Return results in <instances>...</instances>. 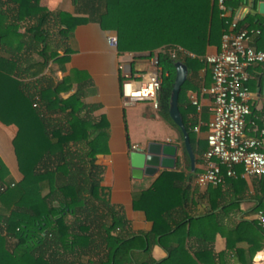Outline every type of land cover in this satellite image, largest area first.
<instances>
[{"label":"trees","instance_id":"obj_1","mask_svg":"<svg viewBox=\"0 0 264 264\" xmlns=\"http://www.w3.org/2000/svg\"><path fill=\"white\" fill-rule=\"evenodd\" d=\"M72 1L76 13L85 16L48 10L39 4L40 0H0V91L8 98L16 97L20 103L19 116L11 120L18 127L14 147L22 174L21 180L14 181L0 161V264H61L60 258H55L60 249L75 248L81 239L94 236L104 239L107 245L113 244L108 246L111 249L102 264H124L112 257L115 248L128 252V263L133 264V251L143 248L147 252L150 246L143 247L148 234L129 239L111 234L116 227H123L124 221L106 195L98 192L103 169L95 164V156L106 151L107 123L103 117L96 120L90 116L97 105L84 103L78 92L65 98L59 96L62 83L69 84L72 77L56 85L49 80L39 84L42 78L38 77V89L32 93L25 91L29 84L19 80L39 75L50 61L63 69L71 48L68 41L77 24L97 22L104 30L114 31L120 52L156 54L161 68L157 110L178 129L182 144V132L171 120L168 109L174 65L176 61L183 62L188 77L178 94V108L193 152L203 154L207 147L206 140L201 139L197 141L198 148L195 147L187 111L182 109V97H187L192 72L204 65L209 67L202 57L209 46L219 44L226 29L217 0ZM9 14L18 22H27L23 32L18 31L17 23L5 27L4 19ZM176 46L189 54L172 57L169 50ZM33 52L38 59H29ZM22 61L27 68H21ZM59 143L69 144V148H60ZM184 153L187 155L185 149ZM182 176L180 171H163L149 188L133 196V207L143 210L153 221L150 234L159 236L162 245L165 236L174 232L169 225L161 226L165 207L161 206L163 189H176L174 181ZM165 181L171 185L169 188H163ZM93 224L100 230L94 233ZM8 237L15 239L11 247L7 246ZM207 250L195 253L196 258L200 259ZM169 251L168 262L185 256L181 249ZM166 261L136 264H166Z\"/></svg>","mask_w":264,"mask_h":264},{"label":"crops","instance_id":"obj_2","mask_svg":"<svg viewBox=\"0 0 264 264\" xmlns=\"http://www.w3.org/2000/svg\"><path fill=\"white\" fill-rule=\"evenodd\" d=\"M39 4L51 11L83 15L76 13L72 0H40ZM227 5L228 19L236 18L240 28L260 30L259 34L251 38L250 44L257 49H264V32L261 31L264 28V18L252 14L251 0H228ZM16 23L18 31L23 32L27 26L26 21L18 22L13 14L4 19L6 28ZM111 35L117 38L114 31L104 30L97 22H81L75 26L68 41L71 48L63 69L50 61L39 75L19 78L21 82L29 84L25 91L32 93L38 89V77L42 78L39 84H45L49 80L53 85L72 77L69 84L62 83L59 96L65 98L78 92L84 103L97 105L90 113L92 118H105L106 151L95 156V164L103 169L98 192L99 195H106L108 202L124 221V226L116 227L111 234H118L124 239L148 234V237H144L143 245H150L148 251L145 252L143 248L134 250L133 264L150 260L164 262L170 257L169 250L175 248L181 249L185 256L183 255V259L166 261V264H264V235L256 222L257 212L264 208V179L239 175L228 179L219 188L197 186L195 177L203 168V154L193 152L194 163L191 165L187 151V155L184 153L185 146L180 141L178 129L165 120L158 110L152 108L149 102L127 103L121 95L122 76L119 64L123 61L130 62L134 72L147 69L149 53L120 52L117 45L107 43V36ZM219 47L220 42L209 46L206 54L216 53ZM63 53L59 50L60 55ZM28 57L34 60L39 58L35 52ZM22 63L21 68H27L28 65L23 61ZM248 72L252 114L261 117L264 115V65H252ZM73 73L75 74L72 75ZM11 77L15 78L14 75ZM210 84L211 70L206 65L201 66L190 75L186 88L187 97H182V109L187 111V123L192 126L196 148L198 140H205L211 116V97L200 93V90L208 88ZM194 91L198 96L199 108L189 100V93ZM19 113L20 103L16 101V97L8 98L1 90L0 161L7 167L14 181L22 178L14 147L18 127L11 120L18 117ZM193 127H198V131H194ZM150 141H166L177 145L175 167L159 168L153 175H134L130 153L144 150ZM57 145L63 149L69 148V144ZM132 145H136L137 149H132ZM168 170L180 171L183 176L175 179L176 189H163L161 206L165 207L161 226L169 225L174 230L172 234L165 236L163 246L159 242V236L150 234L153 221L147 218L143 210L133 207V196L149 188L161 172ZM238 172H241L240 167ZM170 186L167 182L163 188ZM96 226L92 225L94 233L100 230ZM14 243V238H7L8 247ZM111 245L113 244L107 245L104 239L97 236L81 239L75 248L60 249V255H55V258H60L61 264H102L108 249H111L108 246ZM202 249H208L207 253L200 259L196 258L195 253ZM129 256L128 252L120 248L113 250L112 257L124 264H129Z\"/></svg>","mask_w":264,"mask_h":264},{"label":"built area","instance_id":"obj_3","mask_svg":"<svg viewBox=\"0 0 264 264\" xmlns=\"http://www.w3.org/2000/svg\"><path fill=\"white\" fill-rule=\"evenodd\" d=\"M219 16L225 20L226 29L216 53L206 54L202 60L211 70V84L200 93L211 97V116L207 123L203 168L196 175L199 187L221 186L228 179L239 175L264 179V115L253 116L248 87V68L264 65V49L250 44L251 38L260 33L257 28H240L236 18L228 19L227 0H217ZM107 43L116 46V36H107ZM172 57L187 53L180 46L169 50ZM193 56L192 54H190ZM121 95L125 102H149L158 109V92L161 85V68L156 54L149 56V67L132 71L130 62L118 66ZM197 93L190 92V103L199 108ZM198 131V127H193ZM132 149H137L132 145ZM238 167L241 172H238ZM256 222L264 235V208L256 214Z\"/></svg>","mask_w":264,"mask_h":264},{"label":"water","instance_id":"obj_4","mask_svg":"<svg viewBox=\"0 0 264 264\" xmlns=\"http://www.w3.org/2000/svg\"><path fill=\"white\" fill-rule=\"evenodd\" d=\"M252 14L264 18V0H251ZM258 22V19H255ZM258 24H261L258 22ZM264 26V22L262 23ZM175 79L170 92L168 113L172 121L180 128L183 135L185 149L189 155L191 165L194 163V154L189 142L188 132L183 123L178 108V94L181 85L188 76L187 66L181 62H175ZM177 156V145L169 142L150 141L142 151L130 153V163L134 175H153L159 168L173 169Z\"/></svg>","mask_w":264,"mask_h":264}]
</instances>
